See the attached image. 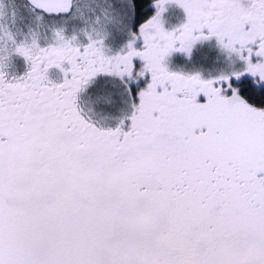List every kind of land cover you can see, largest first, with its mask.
I'll return each mask as SVG.
<instances>
[{
	"label": "snow or ice",
	"instance_id": "snow-or-ice-1",
	"mask_svg": "<svg viewBox=\"0 0 264 264\" xmlns=\"http://www.w3.org/2000/svg\"><path fill=\"white\" fill-rule=\"evenodd\" d=\"M0 264H264V0H0Z\"/></svg>",
	"mask_w": 264,
	"mask_h": 264
}]
</instances>
